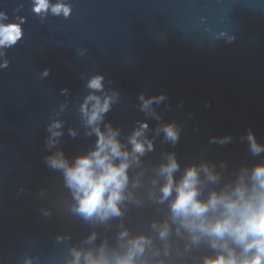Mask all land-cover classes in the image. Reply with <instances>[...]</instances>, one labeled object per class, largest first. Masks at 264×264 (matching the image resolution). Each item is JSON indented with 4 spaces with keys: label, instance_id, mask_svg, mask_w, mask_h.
Segmentation results:
<instances>
[{
    "label": "water",
    "instance_id": "95a60500",
    "mask_svg": "<svg viewBox=\"0 0 264 264\" xmlns=\"http://www.w3.org/2000/svg\"><path fill=\"white\" fill-rule=\"evenodd\" d=\"M48 3L37 11V0H0V26L20 32L0 45V264H117L141 237L133 264L252 261L256 249L246 244L254 240L197 228L202 221L210 227L222 208L182 218L172 204L192 169L202 203L213 193L235 200L237 188L245 199L258 191L264 0ZM55 5L71 11L55 14ZM97 77L101 87L90 88ZM98 132L128 154L126 161L112 156V164L129 165L120 214L104 219L78 211L79 194L66 178L97 151ZM173 161L165 197L162 169Z\"/></svg>",
    "mask_w": 264,
    "mask_h": 264
},
{
    "label": "clouds",
    "instance_id": "9594fccd",
    "mask_svg": "<svg viewBox=\"0 0 264 264\" xmlns=\"http://www.w3.org/2000/svg\"><path fill=\"white\" fill-rule=\"evenodd\" d=\"M37 11L46 10L49 7L48 0H37ZM55 14L63 13L68 15L70 8L64 5H55L51 8ZM15 38H19L20 32L18 28L11 26H0V45L15 43ZM47 75V73H45ZM101 77L93 79L89 87L99 89L101 87ZM93 99V98H90ZM150 101L145 102V106ZM107 106L97 108L89 119V123L98 119L99 112L106 111ZM98 131V130H97ZM170 138H175L176 133L169 126L165 129ZM98 141V149L92 153L90 157L81 158L77 161V166L66 172V178L69 185L74 186L79 194L78 211L90 217L98 214L102 219L109 215H119L118 204L124 199L123 189L126 187L128 177L126 170L129 167L127 162H122L119 166H115L111 162L112 156H123L127 160V153L120 151V146L113 138L105 139L100 134ZM137 135H140L137 133ZM135 145L134 151L142 153L144 151L142 145L133 140ZM54 167H64L62 162L53 160ZM177 167L173 161L167 168L162 169L168 174V182L162 189L164 196L170 195L172 191L171 173ZM96 169H99V174ZM256 181V195L250 199H245L244 191L240 188L236 189L237 199H229L225 196H217L213 193L206 203H202L196 199L198 193L195 189L196 171L189 170L182 184L176 189L177 198L172 204L173 213L182 218L189 216L194 218H203L209 210L223 209L222 217L211 223L209 227L206 222L202 221L197 228L214 235L218 238L231 236L236 242L246 243L254 240V244H246V248H255L256 257L244 264H262L264 261V168H257L254 172ZM185 227H188L186 224ZM166 231L161 232V236L166 235ZM143 237L132 242L134 249L128 258L118 261L117 264H133L132 256L137 252L143 251ZM95 264V262H90ZM106 264V262H102ZM206 264H238L235 259H226L219 257L214 261H206Z\"/></svg>",
    "mask_w": 264,
    "mask_h": 264
}]
</instances>
